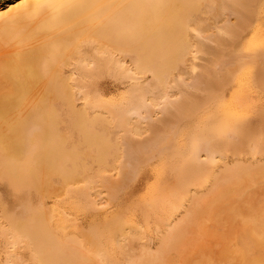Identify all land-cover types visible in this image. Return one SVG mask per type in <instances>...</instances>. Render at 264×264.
Masks as SVG:
<instances>
[{"label": "rangeland", "instance_id": "obj_1", "mask_svg": "<svg viewBox=\"0 0 264 264\" xmlns=\"http://www.w3.org/2000/svg\"><path fill=\"white\" fill-rule=\"evenodd\" d=\"M246 1L248 2V4ZM246 1L244 2V0H242V2L239 3V5L240 4L241 5H240V8H238L239 11H237V13H238L236 15L237 17L234 15V16H231V18H230V21L232 20V18H234L236 20V22H235V20L234 21L232 20L231 21L232 23L231 22H230V24L226 23V26H224V28H220L221 25L219 24L220 26L217 25L218 28H214L212 30H205V31L202 30V31L196 32L195 29H192L188 33V36L191 37V38L190 37L189 38L191 40V44H192L191 48L192 49L190 48L189 51L185 52V50L181 46H176V48L174 46L172 48H168V50L165 49L166 51L164 50L167 53L166 56L168 55V57H167L168 61L165 62V65H162L163 63L159 62V61H161V59H159V61L158 60L155 61V65H157L159 62V64H160L159 66L164 67V70H166V72H172L173 71L172 72L173 74L169 79V83L173 88L172 92H171L172 94H170V97L165 99L168 101L170 98L171 101H169L168 105H167L166 101L164 100L162 102L163 105L161 103L158 107L154 108L157 111L156 113L153 112V108L151 109V108L146 107L145 101L147 99L150 101L151 98L153 100V99H156L159 97V95L161 94V91H162L161 84L154 80V77L152 76V74H148L150 72L142 74V75L140 74L141 76L136 74L135 77L140 76V77H138L139 79L137 77H136L137 78L136 80L131 79V77L133 75H131L129 73V69H131L132 66H130L129 64L121 67V65L111 63L107 67L106 71L103 68V72L106 73V75L97 74V77L93 80V87L91 89L92 92L90 91L89 93L84 94V96L82 95V96L72 97V101H68L69 98L67 99L65 96H63L62 98L60 96V97H58V100H57V96L47 97L44 95V104H45V102H47V103L49 102L48 104H50L51 100H53V104H52V102H51V104L54 106V108L56 107L55 111H56V114L58 115V120H59L57 122L58 123V129L62 133L61 136L63 138L65 137L64 138L65 144H61V142H59L60 141L59 138L56 136L50 137L48 139L49 143L48 142H45V143L46 144L48 143V147L52 146L54 149H56V148L59 149V147L61 149L65 146L63 149L66 148V151H68V150H70V151L66 152L64 150V154L68 153V156L66 154L64 155L63 152H61V155L62 154L64 155V156L62 155L63 159H61L62 157L60 155L58 160L56 161V163L52 164L54 167H52V166L47 167L46 165H44L45 170H43V172H42V174H43L42 178L44 180L43 183L42 184L40 183L38 185L32 184V186H31V183L28 182L27 179H25V178H24V182L22 180L21 181L18 180V182L11 180L9 175H7L8 174L7 170L5 172L3 170L4 167H7V164H5L6 161H4V159H2V158L0 159V162H1V160H3L4 165H5V166H3V163L2 162H1L2 164L0 163V168H1V165L3 166V168L0 169V180H2V181H0V264H43L44 263L41 260H39V261L37 260L38 256L35 255L36 250L34 247L35 241L34 240L32 241V239L29 237V235L25 234L26 231L31 230L32 228H33V230L35 228V230H38L40 232L42 230L44 232V234L46 233V235L41 234V233L39 234L40 238L43 241H45V242H43L45 255L47 253H49L50 251H51L50 252L51 254L49 253L47 255H53V252H55V251L56 252L54 254H57V252L60 253L62 250V253L66 254V256L68 255V258L70 260L69 264H80V263L81 264H88L87 260H90L91 263H89V264H97L98 262H100L99 264H104L105 262L107 264H114V263L115 264H117V263L128 264V261H129V264H134L135 262H136L135 264H140L139 262L141 260H142L141 264H142V262L144 264L145 259L146 260L150 259L151 260L150 264H154L153 262H155V261H156L155 264L157 262H158L157 264H162V263L163 264H180V263L181 264L182 263L183 264L184 263L185 264L186 263L187 264H205V263L206 264H216V263L217 264H226V263L227 264H248V262H249V264H251V263L252 264H258L259 259L264 258V249H261L260 247H258L254 243V239H253L252 235H250V234H252V232L250 231L251 229L249 227V226H251V224H250L251 217L248 216L250 212L251 213L257 212V214L262 215L261 216L262 219L264 218V212H263L264 211V202H263L264 201V182H261L257 185L248 184L246 186V188H248V189H246V191H248V194L249 193L250 194H249V196L247 194L240 201L241 203H244V205H231V204L222 205V204L212 202L213 205H208V206H210V211L207 212V208H205V213L202 212L201 207L202 206L206 207L207 205H193V207L195 206L196 207L195 209H197L196 212L193 214L192 218L189 220L186 219L187 217H185V215H186L185 212H187L188 209L190 207H192V205H190V204H191V200L193 199V197L196 196V198H200V197L205 196L206 193L212 189L211 184L214 183V181L216 179L220 178V175L223 172L224 167L226 168L227 166H233V164L241 162L240 164L243 166H252V167H255L256 169L260 167V168H263V170H264V160H263L264 159V152H263L264 151L263 150L264 149V146H263L264 145V137H263L264 135L261 134V133H264V88H263L264 85H261L262 83H260V81H261L260 77L264 76L263 75V73H264V71H263L264 70V66H263L264 65V48H263L264 47L263 46L264 45V9H263L264 8V1L263 0L262 1L257 0V2L255 0H253V1L252 0H249V1L246 0ZM246 4H247V6H245ZM251 4H254V6H252ZM208 6L209 5L205 2L204 7H207L208 9H210ZM241 7H243V8H241ZM256 7H257V9H256ZM250 8H252L251 9V11L253 10L252 12L256 11V13L254 12L255 14L253 13L254 16L252 15ZM240 9L241 10L244 9L246 11L248 10L247 13H249V11H250L251 15L249 14V15L245 16L247 13L245 14L244 11H241L243 14H240L241 13ZM209 13H207V15L205 16L206 21L208 20L207 24H209V22H210V24H217L218 22L221 23L222 21L226 20L225 19L226 17H224V16L221 18L217 17L218 18L217 19L215 16H213L212 14H209ZM193 14H194V16H193ZM197 16L198 15H195V13H192L191 19L193 21L192 22L193 24L198 21ZM239 17L241 19H239ZM246 18H250L249 21L251 22V24L249 23V21H248V25H247V22H243V21L248 20ZM237 20H239V21H237ZM236 23H239V24L242 23V24H240L242 30H239V28H238L239 25ZM243 23H245V24H243ZM228 25H229V28H228ZM235 26H236V30H235ZM227 28L229 29V31ZM232 28L235 30V33L233 32L234 30L233 31L231 30ZM218 29H220V30H218ZM223 29H227V32H229V33H227V32L225 33L226 30H223ZM216 30H218V31L216 32ZM222 32H223V34H226L227 36H224V35L222 36ZM245 32H247V34ZM230 33L233 35H231ZM238 33H239V35H238ZM176 34L178 35L177 37H180V35L183 36L182 33H179V32H177ZM217 34H219L220 37ZM240 34L241 35L243 34V35L240 36ZM244 34L246 36H244ZM201 36H202V38H201ZM204 36H207L208 39ZM236 36L239 38L237 39ZM223 37H226L227 39L223 38ZM229 37H231L232 39L233 38L237 39L236 43H235V40L234 41L232 40L234 44L230 43V45H229L228 41L232 42V41H230L231 38H229ZM240 37H241V39H240ZM214 38H215V40H214ZM221 38L226 39L225 42ZM201 39H203V40H201ZM216 39L218 41L217 42L218 44L217 43L215 44ZM220 39H221V41H220ZM213 40H214V42H213ZM208 41H209V43H208ZM212 42H213V44H211ZM222 43H224V44L222 45ZM231 44L234 46H232ZM207 45H208V47L211 46V48L209 49L207 47ZM212 46H213V48H212ZM261 47H262V49H260ZM193 49H194V52H193ZM211 49L214 50V51H212V53H211ZM233 50H235V51H233ZM254 50L255 51L258 50L259 52H261V50H262L263 54H262V52H261V54L260 53L258 54L257 51H256L257 52V54H256ZM173 51L174 52L177 51L176 52L177 54L174 55ZM204 51H205V53H204ZM207 51H208V53H207ZM219 51H220V53H219ZM178 52H180V55ZM183 52H185L186 55H188V56H186L185 53H183ZM233 52H234V55H233ZM222 53H224V54H222ZM181 54H182V57H181ZM253 55H257V58H255L256 56H254V58H253ZM224 56H226V57H224ZM230 56H232V57H230ZM235 57H236V59H234ZM177 58H180L181 60H179ZM239 58H241V59H239ZM243 58H245V59H243ZM251 58H253L256 62L254 60H252ZM214 59L215 60H221V61H219L220 62L219 63L218 61H215ZM172 61H174V62H172ZM208 61H211V62H208ZM233 61L234 62L236 61V63L239 64V66H240V62L243 61L244 64H242L243 62H241V64L244 67L246 66L245 67L246 69L245 68L242 69L241 68V67H243L242 65L239 67ZM252 61H254V62L251 65ZM257 61L259 63V66L260 65H261V67L263 66V68L260 67L261 70H259L260 68L257 64ZM246 62H247V64H246ZM211 63H213V64H211ZM171 64H173V65L171 66ZM205 64L206 65L208 64V66L210 65L209 68ZM96 65L97 66H94L95 70L97 69L96 70L97 72H101L102 69H99L98 64H96ZM233 65H235V66L237 65L238 67H235ZM204 66H206L207 68ZM167 67H168V69H167ZM211 67L213 69H211ZM224 67L226 69H224ZM231 67H232V69H231ZM203 68H205V70H203ZM228 68L231 71H229ZM240 68L242 70H240ZM193 69H194V71H190ZM206 69L207 70L209 69L208 73H206L207 72ZM214 69L218 70L219 77H218V75H216V77H215V74H217V70H214ZM236 69H238V72H234ZM200 70L201 71L203 70V72L201 74H200V72H201ZM210 71H212V72H210ZM224 71L226 73H227V71L230 72V74L228 73L229 75L227 74L228 77L225 76L226 73ZM209 72H210V74H209ZM220 72L222 73L223 76L220 74ZM204 73H206V74L203 75ZM180 74H181V76H180ZM182 74H183L185 79L181 78ZM207 74H209L210 77ZM129 75H131V76H129ZM200 75H202V76L200 77ZM196 76L198 78H196ZM203 76L204 77L206 76V77L203 78ZM135 77H132V78H135ZM217 77L219 78L217 80H219L220 83H215V82H219L216 80ZM220 77H224V78L222 79ZM199 78H201V79L199 80ZM212 78H213V81L211 80V82H210L209 80ZM232 78H234V79H232ZM181 79L184 80L183 83L185 85L182 83L183 80H181ZM228 80L230 82H232V83H230L231 86L229 85ZM78 81L80 82L79 79H78ZM200 81H201V83H200ZM205 82H206V84H204ZM262 82L264 83L263 77H262ZM80 84H82V83L80 82ZM190 85L191 86L193 85L195 90L192 89V87ZM195 86L196 87L198 86L199 88H196ZM175 87H176V89H175ZM211 87L213 88L212 90H211ZM228 87H230V88H228ZM158 88H159V90H158ZM190 88L194 92H192ZM197 89H199V90H197ZM207 92L209 94H212L210 92H214V94L216 96L214 95V97H213V94H212V98H211V95L207 94ZM64 97H65V101L63 100ZM60 98L62 100H60ZM67 102H69V103H67ZM70 102H72V104L74 105V107L77 111L76 113L74 112V108L71 105H70V107H72V109L69 107ZM164 102L166 103V105L164 104ZM47 103H46V105H44V119H45L44 120V126H40V127L38 126L39 128H41L40 130H36L35 127H37V126H34V128L33 127L30 128L31 132H29V136L33 140L36 139V137H34V136H39V135H41L40 133H43L42 128H43V130H48L47 128L49 127L50 120L48 117L49 115L47 113V112H49V111H47ZM67 104H68V107H67ZM161 106H163L162 109H161ZM80 110L83 113H86L88 121H87V119L83 118V116H81ZM57 112H59V113H57ZM150 112H152V113H150ZM151 114H152V117H151ZM227 114H230V115L227 117L226 116ZM218 116H220V117H218ZM225 116L227 118H225ZM231 116H233L235 119H232L233 117H231ZM81 117H82V119L80 120ZM229 117H231V118H229ZM218 118H221L222 120L224 119L225 121H228V118H229V122L224 123V121H223V123L225 124V126L227 125L226 126L227 128L230 126V124H232L231 127H229L227 129L224 126V124L221 123V121H222L221 119H220L221 121L219 124ZM97 119H100L101 123H102V121H103V123L101 124L99 122L100 120H97ZM230 119H231V121L233 120L234 123L237 121L238 122L240 121V123L239 124L235 123L238 125L236 127V125L234 123H232L230 121ZM46 120H47V122H45ZM61 120L64 122L62 123ZM76 120H77V122H80L82 124L79 123V125H76V124H78L77 122L75 123ZM89 120H91L92 122ZM84 124H86V125H84ZM221 124L223 125V128L225 127V129L222 130V127L218 128V125L222 126ZM87 126H88V128H87ZM232 126L233 127L235 126V128H233ZM251 126H253V127H251ZM75 127H77L78 129ZM238 127L243 128V130L241 131L243 134L246 131L244 135L246 136V134H247L249 136L248 141H247V138L242 133H241V135L238 134V132L240 133V131H239L240 128H238ZM32 128L34 129V132L36 130L35 133L33 132ZM74 128H75V130H74ZM135 128H138L137 129L138 131H136ZM229 129L230 130L232 129L231 130L232 132ZM255 129L256 130L261 129V130L256 132ZM219 130L222 131V133H220ZM251 130H253V132ZM82 131H83V133H82ZM85 131L87 134H85ZM217 131H219V132H217ZM236 131H237V133H236ZM137 132H138V134H137ZM225 132L226 133L228 132V134H223ZM249 132H250V135H251V133H252V135L258 133L257 135H254V137L256 136L259 139H257L256 137L255 138L252 137V135L250 137V135L248 134ZM259 132H260V134H259ZM31 133H33L35 135L32 136ZM36 133L39 135H37ZM46 133L47 132L44 131L45 135H46ZM219 133L221 136L219 135ZM45 135H44V137H45ZM225 136L228 137L229 139L225 138ZM90 137H93V138H90ZM97 137H98V139H96ZM218 137H219V139H218ZM241 137H242V139H241ZM234 138H236V139H234ZM243 138H244V141H243ZM245 138H246V143H244ZM85 139H86V141H84ZM87 139L92 140V141L88 142ZM232 139H234L236 141V142H234L235 144L233 143L234 140L232 141ZM249 139H250V142L256 139L255 141H253L254 145L249 142ZM262 139H263V141H262ZM98 140H99V142H98ZM240 140L242 142H239ZM258 140L259 141L261 140L260 142L261 143L263 142V143L261 144ZM36 141H39V142H37V144L36 143L33 144V142H32L33 145H31L29 148L27 146H25L26 148H24V150L26 149L25 152L28 150L27 152L29 155L31 153H33L32 151H36L39 148V147L38 148L35 147V145L38 146L41 139L40 140L37 139ZM55 141H57V142L55 143V146H54V144L52 145L51 142H55ZM95 141H97V142H95ZM104 141H105V143H104ZM100 142H101V146L99 145ZM89 143H91V144H89ZM231 143L235 147L233 145H231ZM42 144H39V146H41L40 150L41 149L43 150ZM60 144H61V146H60ZM248 144L249 145L252 144L251 145L252 148L250 147V149L254 152H252L250 149L248 151V148H249ZM258 144H260V145H258ZM89 145H92V146H89ZM239 145H241L240 148H239ZM32 146H34V147H32ZM255 146H257V147L254 150ZM260 146H261V149H260ZM101 147L104 149H102ZM31 148H33V150ZM72 148L74 149V151H72ZM97 148H99L100 153L102 152L104 154L101 153V155H100L98 152L99 150ZM105 148H108V149H105ZM242 148L244 151L241 150ZM227 149L229 150V152ZM257 149H259V151ZM236 150H238V152ZM29 151H31V152H29ZM41 151H36L34 153L38 154V152L40 153ZM75 152H76V156H75ZM218 152H220L221 154ZM34 153L30 155V158L32 157V155H35ZM256 153L258 154L257 159H255ZM28 154L25 153V155L27 157L29 156ZM73 154H74V157H73ZM97 154L100 156V158ZM242 154H243V156H242ZM69 155H71L72 158ZM78 155H79V157H78ZM95 155L98 156V159H100V160L102 159L104 163H102V161L98 160L97 156H95ZM218 155H219V157L224 156L226 158V160L224 161V158L221 159L222 157L218 158ZM26 156L23 159V164H24V160L27 161L28 159H30V158H27ZM103 156H105V157L107 156L108 158L107 157L102 158ZM64 157H66V159L67 158H69V159L71 158V159L70 160L67 159L65 161ZM26 158H27V160H26ZM227 158H229V160ZM235 159H237V160H235ZM31 160L32 161L35 160V161L33 163H29V162H32ZM59 160H60V162H59ZM62 160L64 161V165H65L64 169L69 168L66 171H64V170L61 171V168L63 169V167H62L63 161ZM221 160H223V161H221ZM68 161H72L73 164L71 162H68ZM99 161H100V163H99ZM36 162H37L36 159L31 158L30 160L27 161V163H29V164H26V163L25 164L28 165L27 167H30V166L33 167L34 165L36 167V164H38ZM106 162H108V164H106ZM60 163L62 164L61 168H60ZM225 163H227V164H225ZM244 163H246V164H244ZM31 164H34V165H31ZM56 164H57V166H56ZM66 165L68 168L66 167ZM220 167L222 170L220 169ZM51 168H53V170ZM54 168H56V169H54ZM57 168H59L60 172H58ZM175 168L178 170L177 172H175L176 171ZM48 169H49V171H48ZM184 169H186V170H184ZM55 170H57V171H55ZM68 171H69V174L71 172L70 175L68 174ZM218 171H220V172H218ZM45 172H46V174H45ZM62 172H65V173H62ZM186 172H189V174H188V176L184 177V175H187ZM216 172H217V174H216ZM59 173L61 175L65 174L64 176L65 177L67 176L66 180L63 176L58 177V175H60ZM99 173H101V175ZM184 173H186V174H184ZM205 173L208 175H205ZM209 173H211V174H209ZM47 174L49 176H47L48 178L45 179ZM193 174H194V176H193ZM215 174L217 176H215ZM201 175H202V177H204L203 180H202ZM178 176H180L181 178H178ZM214 176H215V180H214ZM6 177L8 180L10 178V180L12 182L9 183L10 181L6 180ZM55 177H57V178H55ZM80 177L82 180L83 179L84 180L82 181L80 179ZM3 178H4V180H3ZM88 178L91 179V181H89ZM92 178L94 179V181L92 180ZM177 178L179 180V183L182 182L181 184H183V183H185V184L181 185L178 183L180 185V187H179V185L176 186L177 183H175L174 180H177ZM205 178H207V179L205 180ZM50 179L52 181L49 183ZM85 180L87 181L88 185L90 184L89 187H87L88 185L85 186L87 184ZM178 180L176 182H178ZM13 182L14 183L17 182V183H19V185L18 184L16 185V183L14 184ZM25 182H26V184L29 183V184H27L29 189L28 188L26 189L27 186L25 185ZM83 182H84L85 187H83L82 189H79L80 185H82L80 183H83ZM95 182L98 184H100V182H101V184L103 183L104 185L102 184V187H105L104 189L105 190L107 189V190L105 191L103 188H101V185H98ZM186 182H188V183H186ZM189 182H191V183L189 184ZM249 182H253V181H249ZM22 183L24 186L21 185ZM77 183H78L79 188L76 186ZM174 183H175V186L180 188V189L187 187V185L191 186L192 183L194 185H192L191 188L188 187L189 189L185 188L187 190V192H185L186 190L178 191V188L175 187L177 189L176 192L179 193V194L176 193V196H175V193H174L175 189L173 188ZM11 184L15 185L16 188H17V186H19L18 187L19 189H15V186H13ZM73 184H75V185H73ZM166 184H169V185H166ZM91 185H93V187ZM11 186H13V187L10 188ZM165 186H166V188H165ZM22 187L23 188L25 187V189H23ZM30 187H31V189H30ZM76 187H77V189H74ZM86 187L88 188V190L90 187H92L93 190L90 189L89 192H87ZM168 187L169 188L172 187L174 189V190L171 189V190H173L172 191V193H174L173 195H172V193L170 194L168 192V189H169ZM36 188H37V190H36ZM108 188L110 190H108ZM112 188H114V190ZM164 188L166 189V191ZM8 189H11L12 191L8 190ZM22 189H23V191H22ZM24 190H26V191L24 192ZM19 191H21L20 193H24L23 196H22V194L21 195L18 194ZM66 191H67V193H66ZM90 191L93 194L90 196L92 198L95 197V198H93L94 201L90 200L91 197L88 196L89 193L91 194ZM103 191H104V193H103ZM190 191L193 193H190ZM47 192H48V194H47ZM51 192H52V194H51ZM68 192H69V194H68ZM112 192H119L118 195H120V196H118L116 193L117 197H115L116 196L115 193H112ZM29 193H30L32 198L30 197ZM40 193H41V195H40ZM166 193L168 195L170 194V196H173V197H169ZM78 194H79V196H77ZM112 194H113V196H112ZM65 195H67V196H65ZM94 195H96V196H94ZM100 195L102 196V199H101ZM108 195L110 197H108ZM177 195L179 198L180 197H181V199L183 198V200L182 201L180 199L178 200ZM106 196L109 199H107ZM111 196H112V198L115 197L114 199H112L113 202H111V200H110ZM167 196L169 198H173V199H169ZM118 197H119V199H118ZM174 197H176V198H174ZM54 198H55V201L53 200ZM76 198L78 200H75ZM97 198L98 199L100 198V200H98ZM186 198L188 200L189 199L190 200L188 201ZM29 199H30V201H29ZM59 200L60 201L63 200V201L60 202ZM28 201H29V203L32 202L31 203L32 205L29 204ZM43 201H44V203H43ZM99 201H100V203H99ZM106 201H107V203H106ZM115 201H116V203H115ZM161 201H162V203H161ZM163 201L165 203L172 202L171 205H173V206L178 205V206L173 208V206H170L169 204H164ZM174 201H176V202H174ZM243 201H245V202H243ZM54 202H55V204H54ZM59 202H60V204H58ZM85 202H87V203H85ZM95 202L97 205V210H95L96 205L93 204ZM179 202H181V203H179ZM81 203H82V205H81ZM83 203H85V205ZM110 203H112L113 205H111ZM249 203L251 205H245V204H249ZM106 204H110V205H106ZM182 204H184V205H182ZM41 205L43 206V208ZM188 205H189V207H188ZM94 206H95V208H94ZM163 206L165 208H163ZM20 207H22V208L20 209ZM27 207L29 210L26 209ZM138 207H139V209H138ZM141 207H142V209H141ZM159 207L163 210H161ZM166 207H167V212H166ZM31 208H32V210H34L33 212L31 210ZM37 208H39V210H37ZM172 208H173V212H172ZM260 208H262V209H260ZM25 209H26V211H25ZM45 209H47V210H45ZM135 209H137V210H135ZM152 209H154V210L152 211ZM35 210L39 213H37ZM54 210H56V211H54ZM30 211H31V213H30ZM179 211H180V213H179ZM183 211H184V213H183ZM33 213L34 214L36 213L37 215L36 214L34 215ZM147 213L150 215H148ZM220 213H221V215H220ZM233 213L236 217L233 215ZM25 214L27 217L25 216ZM49 214H51V215H49ZM53 214H55V216H53ZM154 214H156L157 218L155 217ZM158 214L160 216H157ZM39 215H41L43 218L40 217ZM128 215L129 216L131 215L129 217L130 220L128 219ZM139 215H140V217H138ZM141 216H143V217H141ZM12 217H13L14 221L16 220L15 221L16 225L13 223L14 221H12ZM22 217H24L23 220L20 219ZM60 217H61V219H60ZM112 217H114V218L116 217L117 220H115ZM153 217H155V219ZM158 217H160L162 220L160 218L158 219ZM162 217H165V218H162ZM180 217H182V218H180ZM200 217L202 218L201 219L202 221L200 220ZM203 217H205L207 219H205ZM30 218L33 219L34 222H32ZM47 218H48V220H47ZM110 218L115 220L114 221L115 225H114V222H112L113 220H111ZM140 218H141V220H140ZM177 218H178V222L176 221ZM195 218L197 220H195ZM24 219H27V220L24 221ZM124 219L126 221L125 222L126 225H128V224H130V226L134 225L135 228L138 225L139 232L136 234V231H138V230L131 226L135 232L131 229L132 232L130 233L129 231H131V230L129 228H127L129 226H125L124 224H122V223H124L123 222ZM142 219H143V221H142ZM164 219H165V222L163 221ZM137 220H139L140 222H138ZM171 220H172V222H171ZM173 220L175 221V223H173ZM27 221H29L31 223H29ZM39 221H40V223H39ZM89 221H91V222L89 223ZM151 221H152V223H151ZM160 221H161V223H160ZM187 221H189L188 224H187ZM97 222L100 226L96 225ZM105 222L107 223L108 227L105 224ZM111 222L113 225H111ZM144 222L146 225L144 224ZM176 223H181L180 225H181L182 233H185L184 236L181 237V239H179L178 247L177 248L173 247V249L168 247V246L161 247V245H160L161 241L163 240V238H165L168 235L169 230H167V229H170V225H175ZM11 224L14 226L12 227ZM118 224L124 225L125 228L124 229H121V228L117 229ZM161 224H163L164 226H162ZM165 224H168V225L170 224V225L168 226ZM189 224H191L192 226L191 225L189 226ZM26 225H27V227H25ZM101 225H103V226H101ZM152 225H153V227H152ZM21 226H23V228ZM57 226H58V228H57ZM95 226L97 229L95 228ZM196 226H197L198 230H196ZM16 227H17L18 231H17V229L14 230V228H16ZM19 227L21 229H19ZM47 227H48V229H47ZM104 227H105V230L107 229V231L104 230ZM119 227H122V226H119ZM191 227H192V229H191ZM12 228H13V230H12ZM55 228H57V229H55ZM98 228H100V229H98ZM194 228H195V231H194ZM24 229H26V230L24 231ZM92 229L94 232L91 231ZM126 229L127 230L129 229L128 232L127 231L125 232ZM160 229L162 231H160ZM186 229L190 230L191 232L187 231ZM223 229H225V230H223ZM21 230H22V232H20ZM47 230H49V231H47ZM55 230H57V231H55ZM117 230L121 233H119ZM16 231L19 232L20 234H18ZM88 231H91V233L93 232L94 234L93 233L91 234ZM99 231H100V233H103L105 235L107 234V236L104 235L105 238L103 235L100 236L101 234L99 233ZM103 231L106 233H104ZM123 231H124V233H122ZM192 231H194V232H192ZM95 232H96V234H95ZM108 232L110 234H108ZM111 232H114V234L115 233L116 234L114 235ZM141 232L144 233L143 235H145V236H143L141 234ZM160 232L161 233L163 232V234H161ZM48 233L51 234L52 236L49 235ZM88 233L91 236L93 235L94 237H96V239L94 238L95 243L93 242L94 240H92L93 237H91L92 241L89 240L91 243L88 241L89 245L87 242H86L87 245L84 243L85 240L87 241L88 239L84 240L83 237L85 235H88ZM117 233L119 236L117 235ZM166 233H167V235L165 236ZM198 233H199V236H198ZM16 234H18V235L16 236ZM58 234H60V236ZM97 234H100V235L97 236ZM111 234H112V236H111ZM120 234H122L124 236L126 235V237H127V239H125L126 241L124 240V236L122 238H120L121 237ZM131 234H132L133 238H132ZM260 234H261V238H264V237H262V236H264V231L263 232L261 231ZM20 235L21 236L24 235V236L21 237ZM43 235L45 236V238ZM135 235H139V236H135ZM110 236H111V240H110ZM114 236H115V238L118 237V240H116L117 238L116 239L112 238ZM129 236H130V238H129ZM13 237H16V238H13ZM81 237L83 238V240H81L82 239ZM87 237H89V235ZM159 238H161L162 240H160ZM13 239H15L14 241H16L15 242L16 244L15 243L13 244V242H14ZM17 239L18 240L21 239V240L18 241ZM61 239L63 242L61 241ZM100 239H101V241H100ZM238 239H240V241ZM243 239H244V241H243ZM65 240H66V242H65ZM120 240L121 241L123 240L125 242L122 241L120 243ZM52 241H56L55 246H53L55 242H52ZM73 241H75V242H73ZM96 241L98 242V244L96 245L98 247V249L100 248V250H101L103 248L102 246H105V249L107 250V252L108 253L110 252V253L108 254L107 252H105V254H104L102 250L101 251L100 250L95 251V252H98L96 254L93 251H92L93 253L90 252L93 249L92 242L95 245L97 243ZM19 242L21 245H23L22 247H21V245L18 244ZM99 243H100V245H99ZM114 243H116L115 245H117V246H119L120 244L123 243L124 246L123 245H121V246H123L124 249L122 247L119 249L117 246L114 248V246H115ZM128 243H130V244H128ZM131 243H132V245H131ZM17 244L19 245V247H17L18 246ZM25 244H29L30 246L28 245V247H27V245H25ZM106 244H107V246H106ZM240 244H241V246H240ZM242 244H243V246L245 245L244 248H242L243 247ZM15 245H17V246H15ZM58 245H60V246L58 247ZM90 246L92 248H90ZM24 247L25 248L27 247V248L24 249ZM33 247H34L35 251L33 250ZM65 247H68V248H65ZM97 247H94V248H97ZM62 248H64V249H62ZM71 248H73V249H71ZM87 248L90 250H88ZM157 248H158V250L161 248L162 249L158 251ZM245 248H247L246 250H248L250 248L251 251H253L255 248V250H254L255 252H253L254 254L252 252H250V254H249L250 250L246 251ZM105 249L103 248V250H105ZM121 249L124 251H122ZM65 250H69V251H65ZM85 250L87 252H85ZM146 250L149 252V254L146 253L147 252ZM174 250H176V251H174ZM185 250H186V252H184ZM257 250H259V251H257ZM14 251H17L19 253H17V252L14 253ZM115 251H117V253H115ZM143 251H145V253H146L145 255H144V253H141ZM155 251L157 253H159V255ZM99 252H101V253L99 254ZM124 252L127 254H125ZM176 252H179L180 255L183 254V256L182 255L180 256L179 253H176ZM247 252H248V254H247ZM13 253L16 256H14ZM111 253H112V255H111ZM123 253H124V255H123ZM76 254H79L78 257ZM107 254L109 255L110 258L107 256ZM128 254H130V255H128ZM160 254L161 255L163 254L162 257ZM33 255H35V256L33 257ZM147 255L153 256V259H155V261L152 259V257L145 258V256H147ZM89 256H91V257L93 256V258H91ZM106 256L109 259L108 261L105 260V259H107ZM112 256H114L113 259L115 258L114 261L117 260L118 262L115 261L113 263L112 262L113 259L111 260ZM138 256H139V259L136 260V258H138ZM165 256H167V259ZM75 257L77 259L81 258V260L80 261L76 260ZM127 257H130V258H127ZM250 257H251V259H250ZM34 258H36V260ZM117 258H119V259H117ZM125 258H127V259H125ZM32 259L34 260V262L37 261L38 263L37 262L34 263ZM96 259H97V262H96ZM172 259H174V260H172ZM119 260L121 261V263ZM159 260H160V262H159ZM102 261H103V263H101ZM137 261H138V263H137Z\"/></svg>", "mask_w": 264, "mask_h": 264}, {"label": "bare ground", "instance_id": "obj_2", "mask_svg": "<svg viewBox=\"0 0 264 264\" xmlns=\"http://www.w3.org/2000/svg\"><path fill=\"white\" fill-rule=\"evenodd\" d=\"M246 0H244L245 2ZM249 1V0H248ZM253 1V0H252ZM257 2V0H255ZM254 1V2H255ZM262 1V0H261ZM264 1V0H263ZM207 3L209 6L210 9H208L207 7H204V3ZM242 2V0H3V1H0V159H4V161H6L5 164H7V167H4V162L3 160H1V162L3 163V166L1 165V168H3L4 172L7 170L9 177L11 178V180H14V181H17L18 180H22L24 182V178L27 179L28 182L31 183V186L32 184L33 185H38V184H42L43 183V178H42V172L44 169V165H46L47 167H54L52 164H55L56 161L58 160L59 156L61 155V152H63L64 154V150L66 151V148L63 149L59 147L54 149L52 146V148L49 146L48 147V143H49V138L52 137V136H56L59 138V142H61V144H65L64 143V138L61 136V132L60 130L58 129V115L56 114V111H55V108L54 106L52 105L53 104V100H51L50 104H48L47 102H45L44 104V95L47 96V97H55L57 96V100H58V97L61 96V98L63 96H65L67 99L69 98L68 101H72V97H75V96H84V94H87L91 91L92 87H93V80L97 77V74H103V75H106V73L103 72V68L107 69V67L111 64V63H115L117 65H121L124 66V65H130L132 66L131 69H129V73L131 75H133L132 77H135V75H142V74H145V73H148V74H152V76L154 77V80L156 82H159L162 86V91H161V94L159 95L158 98L156 99H153L151 98V100L149 101L148 99L145 101L146 103V107L147 108H153V112H157L156 107H158L165 99H167L168 97H170V94H172V86L170 85L169 83V79L170 77L172 76V72H166V70H164V67L162 66H159V62L163 63L162 65H165V62L168 61V55L166 56V50H168V48H172L175 46H181L185 52L189 51V49L192 47V44H191V40H190V36H188V33L190 30L192 29H195L196 32L197 31H205V30H212L214 28H218L217 25H221L220 28H224V26H226V23H229L233 20H235L234 18H232V20L230 21V18L231 16H236L238 13L237 11H239L238 8H240V5L239 3ZM247 2V1H246ZM248 4V2H247ZM247 4L245 6H247ZM252 6H254V4H251ZM239 6V7H238ZM243 6V5H242ZM249 7V6H248ZM243 8V7H241ZM252 8H250V11H251ZM255 9V8H254ZM257 9V7H256ZM264 9V8H263ZM241 11H244V13L246 14L248 12V10H241L240 9V12ZM246 11V12H245ZM247 13L245 16L247 15H252L254 16V14L256 13V11L252 12L251 13ZM210 12V13H209ZM192 13H195V15H198L197 16V22L196 23H192ZM207 13L209 14H212L213 16H215L216 18H221V17H226L224 21H222L221 23H217V24H207L208 20L206 21V18L205 16L207 15ZM254 13V14H253ZM258 13V12H257ZM261 13V12H260ZM240 14H243L242 12ZM258 15V14H257ZM194 16V14H193ZM256 16V15H255ZM237 17V16H236ZM257 17V16H256ZM196 18V17H195ZM208 18V17H207ZM217 18V19H218ZM239 19H241L239 17ZM244 19V18H243ZM248 19L247 21H243V22H247V25H248V21L250 18H246ZM245 20V19H244ZM239 21V20H237ZM215 22V21H214ZM236 22V20H235ZM232 23V22H231ZM249 23L251 24V22L249 21ZM239 25V30H242L240 24L242 23H236ZM245 24V23H243ZM219 25V26H220ZM233 25V24H232ZM235 25V24H234ZM234 27V26H233ZM228 28H229V25H228ZM227 28V29H228ZM231 28V27H230ZM237 28V29H238ZM241 28V29H240ZM227 29H223V30H226L225 33L227 32ZM220 30V29H218ZM216 30V32L218 31ZM222 30V29H221ZM232 31L234 30L233 28L231 29ZM230 30V31H231ZM235 30H236V26H235ZM235 30L233 31L235 33ZM229 31V29H228ZM177 32L179 33H182L183 36L180 35V37H177L178 35L176 34ZM207 32V31H206ZM214 32V31H213ZM248 32V31H247ZM247 32H245L247 34ZM229 33V32H227ZM213 34V33H212ZM220 34V33H219ZM217 34L219 37L220 35ZM231 34V33H230ZM229 34V35H230ZM237 34V33H236ZM249 34V33H248ZM200 35V34H199ZM227 36L226 34H223L222 32V36ZM233 35V34H231ZM239 35V33H238ZM237 35V36H238ZM243 35V34H242ZM240 34V36H242ZM208 36V35H207ZM207 36H204L207 38ZM211 36V35H210ZM215 36V35H214ZM236 38L238 39L239 37ZM244 36H246L244 34ZM190 37V38H189ZM216 37V36H215ZM234 37V36H233ZM248 37V36H247ZM202 38V36H201ZM223 38H226V37H223ZM221 38V39H223ZM231 38V37H229ZM244 38V37H243ZM208 39V38H207ZM220 39V41H221ZM227 39V38H226ZM226 39H223V41L225 42ZM237 39H232L230 41H234L235 40V43L237 41ZM241 39V37H240ZM195 40V39H194ZM193 40V41H194ZM203 40V39H201ZM211 40V39H210ZM215 40V38H214ZM213 40V42H214ZM206 41V40H205ZM204 41V42H205ZM222 41V42H223ZM228 41V40H227ZM232 42H229V45L230 43H233ZM195 42V41H194ZM213 42L211 44H213ZM217 39H216V42L215 44L217 43ZM209 43V41H208ZM220 43V42H219ZM227 43V44H228ZM238 43V42H237ZM218 44V43H217ZM224 43H222L223 45ZM234 44V43H233ZM198 45V44H197ZM209 45V44H208ZM207 45V47H208ZM221 45V46H222ZM232 45V44H231ZM194 46V45H193ZM196 46V45H195ZM215 46V45H214ZM220 46V45H219ZM226 46V45H225ZM234 46V45H232ZM255 46V45H254ZM264 46V45H263ZM218 47V46H217ZM216 47V48H217ZM223 47V46H222ZM260 47V46H259ZM174 48V49H175ZM180 48V47H179ZM209 49L211 48V46L208 47ZM213 48V46H212ZM258 48V47H257ZM264 48V47H263ZM166 49V50H165ZM192 49V48H191ZM196 49V48H195ZM202 49V48H201ZM259 49V48H258ZM262 49V47L260 48ZM165 50V51H164ZM173 50V49H172ZM218 50V49H217ZM252 50V49H251ZM203 51V50H202ZM212 50L211 49V53H212ZM235 51V50H233ZM255 51V50H254ZM258 52V54L262 52H259L258 50H256ZM255 51V53L257 54V52ZM160 52V53H159ZM171 52V51H170ZM174 52V51H173ZM177 52V51H176ZM174 52V55H176L177 53ZM181 52V51H180ZM180 52L179 55H180ZM183 52V53H185ZM193 52H194V49H193ZM196 52V51H195ZM225 52V51H224ZM246 52V51H245ZM251 52V51H250ZM249 52V53H250ZM172 53V52H171ZM203 53V52H202ZM205 53V51H204ZM208 53V51H207ZM214 53V52H213ZM220 53V51H219ZM254 53V54H255ZM188 54V53H187ZM224 54V53H222ZM226 54V53H225ZM263 54V52H262ZM171 55V54H170ZM186 55V53H185ZM197 55V54H196ZM195 55V56H196ZM206 55V54H205ZM208 55V54H207ZM214 55V54H213ZM233 55H234V52H233ZM232 55V56H233ZM188 56V55H186ZM198 56V55H197ZM209 56V55H208ZM223 56V55H222ZM230 56V57H232ZM254 56H256L255 58H257V55H253V58ZM178 57V56H177ZM181 57H182V54H181ZM226 57V56H224ZM234 57V56H233ZM186 58V57H185ZM211 58V57H210ZM213 58V57H212ZM216 58V57H215ZM253 58H251L252 60H254ZM159 59H161V61H159ZM179 60H181L180 58H177ZM184 59V58H183ZM196 59V58H195ZM221 59V58H220ZM236 59V57L234 58ZM238 59V58H237ZM241 59V58H239ZM245 59V58H243ZM159 61L158 62V66L155 65V61ZM215 60V59H214ZM249 60V59H248ZM247 60V61H248ZM177 61V60H176ZM215 61H221V60H215ZM223 61V60H222ZM246 61V60H245ZM255 61V60H254ZM252 61L251 62V65L252 63L254 62ZM98 62V63H97ZM174 62V61H172ZM171 62V63H172ZM180 62V61H179ZM208 62H211V61H208ZM234 62V61H233ZM243 62V61H241ZM240 62V66L242 64H244V62L241 64ZM249 62V61H248ZM256 62V61H255ZM178 63V62H177ZM216 63V62H215ZM220 63V62H219ZM236 63V61L234 62ZM239 63V62H238ZM96 64L99 65V69H102V73L101 72H97L95 70V67L94 66H97ZM175 64V63H174ZM184 64V63H183ZM209 64V63H208ZM208 64L206 65L208 68ZM213 64V63H211ZM228 64V63H227ZM226 64V65H227ZM237 64V63H236ZM247 64V62H246ZM245 64V65H246ZM257 64L259 66V63L257 61ZM170 65V64H169ZM168 65V66H169ZM173 64H171L172 66ZM239 66V64H237ZM235 66V67H238V66ZM256 65V64H255ZM170 66V67H171ZM178 66V65H177ZM204 66V67H206ZM212 66V65H211ZM217 66V65H216ZM239 66V67H240ZM243 66V65H242ZM248 66V65H247ZM264 66V65H263ZM263 66L261 67V65L259 66V68H263ZM166 67V66H165ZM175 67V66H174ZM206 67V68H207ZM215 67V66H214ZM228 67V66H227ZM246 67V66H245ZM244 66L241 67L242 69L245 68ZM195 68V67H194ZM216 68V67H215ZM240 68V70H242ZM261 68L259 70H261ZM168 69V67H167ZM175 69V68H174ZM211 69H213L211 67ZM210 69V70H211ZM218 69V68H217ZM217 69H214V70H217ZM224 69H226L224 67ZM232 69V67H231ZM239 69V68H238ZM238 69H236L234 72H238ZM246 69V68H245ZM203 70H205V68H203ZM203 70L200 72V74L203 72ZM222 70V69H221ZM229 70V68H228ZM258 70V71H259ZM263 70V69H262ZM170 71V70H169ZM176 71V70H175ZM190 71H194L193 70H190ZM207 71V72H206ZM206 73H208L209 69L207 70L206 69ZM226 71V70H225ZM224 71V72H225ZM231 71V70H229ZM264 71V70H263ZM212 72V71H210ZM209 72V74H210ZM216 72V71H215ZM223 72V73H224ZM260 72V71H259ZM262 72V71H261ZM206 73H204L203 75H205ZM226 73V72H225ZM230 74V72L227 71V73L225 74V76L228 77V75ZM233 73V72H232ZM199 74V73H198ZM207 74V75H209ZM220 74L222 75V73L220 72ZM228 74V75H227ZM260 74V73H259ZM129 75V76H131ZM140 75V76H141ZM147 75V74H146ZM216 75H218L219 77V73H218V70H217V74H215V77ZM232 75V74H231ZM264 75V73H263ZM140 76H136L137 78L140 77ZM181 76V74H180ZM202 75H200L201 77ZM223 76V75H222ZM133 80H136L137 78H132ZM143 77V76H142ZM206 77V76H205ZM203 76V78H205ZM210 77V75H209ZM212 77V76H211ZM216 78L219 79V78ZM264 78V76H262ZM262 77L261 78V81L260 83H262L261 85H264V83L262 82ZM183 79L184 76L182 74V77ZM196 78H198L196 76ZM220 78H224V77H220ZM78 79L80 80V82L82 84H80V82L78 81ZM139 79V78H138ZM141 79V78H140ZM181 79V80H183ZM201 78H199L200 80ZM228 79V78H227ZM234 79V78H232ZM195 80V79H194ZM211 80L213 81V78L210 79L209 81L211 82ZM221 80V79H220ZM226 80V79H225ZM230 80V79H229ZM228 80V81H229ZM139 81V80H138ZM196 81V80H195ZM202 81V80H201ZM200 81V83H201ZM205 81V80H204ZM215 81V80H214ZM219 81V80H217ZM155 82V83H156ZM184 82V80L182 81V83ZM197 82V81H196ZM226 82V81H225ZM195 83V82H194ZM199 83V82H198ZM197 83V84H198ZM215 83H220L219 82H215ZM230 82L229 81V85H230ZM184 84V83H183ZM206 84V82L204 83ZM185 85V84H184ZM195 85V84H194ZM202 85V84H201ZM200 85V86H201ZM228 85V84H227ZM228 85V86H229ZM234 85V84H233ZM232 85V86H233ZM160 86V85H159ZM191 86V85H190ZM189 86V87H190ZM206 86V85H205ZM231 86V85H230ZM192 89L195 90L194 86L192 85L191 86ZM196 87V86H195ZM196 88H199L198 86ZM201 88V87H200ZM209 88V87H208ZM230 88V87H228ZM264 88V86H263ZM176 89V87H175ZM191 89V88H190ZM191 89L192 92H194L193 90ZM205 89V88H204ZM213 88L211 87V90ZM159 90V88H158ZM199 90V89H197ZM196 90V91H197ZM201 90V89H200ZM207 91V90H206ZM92 92V91H91ZM198 92V91H197ZM196 93V92H195ZM199 93V92H198ZM197 93V94H198ZM205 93V92H204ZM213 94V97H214V92H210ZM200 94V93H199ZM207 94H209L207 92ZM212 94H209L211 95V98H212ZM205 96V95H204ZM216 96V95H215ZM46 97V98H47ZM65 97H64V101H65ZM208 97V96H207ZM60 98V100H62ZM66 99V100H67ZM50 100V99H49ZM56 100V99H55ZM76 101V100H75ZM167 105H168V102L171 101L170 98L169 100H165ZM56 102V101H55ZM47 103V112L48 113V117H49V120H50V123H49V127L47 128L48 130H43L42 128V131L43 133H40L41 135L39 136H34L35 134L31 133L32 136L36 137L35 140L31 139L30 136H29V132H31L30 128L34 126H44V105H46ZM69 103V102H67ZM166 103L164 102V104L166 105ZM70 105L74 108V112L76 113V109L74 107V105L72 104V102H70L69 104V107ZM163 105V103H162ZM65 106V105H64ZM67 107H68V104H67ZM72 107H70L72 109ZM77 107V106H76ZM163 106H161V109H162ZM78 108V107H77ZM221 108V107H220ZM160 109V110H161ZM158 110V109H157ZM159 110V111H160ZM221 110V109H220ZM84 111V110H83ZM73 112V113H74ZM59 113V112H57ZM152 113V112H150ZM78 114V113H77ZM80 114L81 116H83V118L87 119L88 121V118L86 116V113H83L81 110H80ZM220 114V113H219ZM218 114V115H219ZM74 115V114H73ZM221 115V114H220ZM230 114H227L226 116L228 117ZM225 116V118H227ZM136 117V116H135ZM141 117V116H140ZM139 117V118H140ZM144 117V116H143ZM151 117H152V114H151ZM154 117V116H153ZM220 117V116H218ZM233 117V116H231ZM229 117V118H231ZM61 118V117H60ZM229 118H228V121H225L224 119L222 120L221 118H218L219 119V124H220V121L222 124H224L225 122H229ZM72 119V118H71ZM76 119V118H75ZM82 119V117L80 118V120ZM135 119V118H134ZM151 119V118H150ZM149 119V120H150ZM221 119V120H220ZM232 119H235L234 117ZM74 120V119H73ZM92 120V119H91ZM89 120V121H91ZM97 120H100V119H97ZM103 120V119H102ZM109 120V119H108ZM62 121V120H61ZM86 121V122H87ZM93 121V120H92ZM91 121V122H92ZM224 121V123H223ZM231 121V119H230ZM47 122V120L45 121ZM64 121H62L63 123ZM77 122V120L75 121V123ZM82 122V121H81ZM94 122V121H93ZM98 122V121H97ZM101 123V120L99 121ZM98 122V123H99ZM107 122V121H106ZM232 123H234V121L232 120L231 121ZM230 122V123H231ZM78 124L76 125H79L80 122H77ZM103 123V121H102ZM101 123V124H102ZM235 123H240V121L238 122H235ZM234 123V124H235ZM82 124V123H80ZM87 124V123H86ZM84 124V125H86ZM94 124V123H93ZM221 124V125H222ZM47 125V124H46ZM95 125V124H94ZM229 125V124H228ZM232 124H230L229 127H231ZM236 127L238 126L237 124H235ZM258 125V124H257ZM60 126V125H59ZM225 126V124H224ZM227 126V125H226ZM225 126V127H226ZM36 128V130H40L41 128ZM90 127V126H89ZM222 127V130L225 129V127L223 128V125L222 126H219L218 125V128H221ZM228 127V128H229ZM233 127V126H232ZM245 127V126H244ZM253 127V126H251ZM32 128V129H33ZM77 128V127H75ZM74 128V130H75ZM80 128V127H79ZM84 128V127H83ZM88 128V126H87ZM217 128V129H218ZM227 128V127H226ZM227 128V129H228ZM235 128V126L233 127ZM240 128V127H238ZM78 129V128H77ZM81 129V128H80ZM92 129V128H91ZM136 131H138L137 129L138 128H135ZM251 129V128H250ZM249 129V130H250ZM253 129V128H252ZM35 130V132H36ZM89 130V129H88ZM230 130V129H229ZM232 130V129H231ZM230 130V131H231ZM243 130V128H240L239 131L240 133L238 132L239 135H241V131ZM261 130V129H260ZM260 130H256V132L260 131ZM44 131H46V135L44 134ZM79 131V130H78ZM87 131V130H86ZM85 131V134H87ZM220 131V130H219ZM217 131V132H219ZM226 131V130H225ZM238 131V130H237ZM236 131V133H237ZM248 131V130H247ZM253 132V130H251ZM250 131V132H251ZM33 132H34V129H33ZM34 132V133H35ZM224 132V131H223ZM232 132V131H231ZM244 132V131H243ZM246 132V131H245ZM244 132V134H245ZM250 132L248 133L250 135ZM39 133V132H38ZM83 133V131H82ZM136 133V132H135ZM220 133H222V131H220ZM219 133V135H220ZM255 133V132H254ZM30 134V135H31ZM84 134V135H85ZM138 134V132H137ZM223 134H228V132L226 133H223ZM243 134V133H242ZM243 134V135H244ZM258 134V133H257ZM257 134H253L251 133L252 137H254V135H257ZM260 134V132H259ZM264 135V133H261ZM45 135V137H44ZM242 135V136H243ZM250 135V137H251ZM31 136V137H32ZM87 136V135H86ZM90 136V135H89ZM221 136V135H220ZM245 136V135H244ZM259 136V135H258ZM39 137V138H38ZM100 137V136H99ZM234 137V136H233ZM247 138V141H248V138L249 136L246 134L245 136ZM256 137V136H255ZM254 137V138H255ZM260 137V136H259ZM264 137V136H263ZM33 138V137H32ZM45 138V139H44ZM55 138V137H54ZM85 138V137H84ZM89 138V137H88ZM90 138H93V137H90ZM225 138H228L225 136ZM246 138H245V142L246 143ZM257 139H259L258 137H256ZM262 138V137H261ZM260 138V139H261ZM40 140V143L39 144H42L43 145V150L41 151L40 150V147L39 144L38 146L35 145V147H39L36 151H41L40 153L38 152V154L34 153L36 151H32L33 148H31L32 152L35 154V155H32V159H36L38 164H36V167L34 164H31V165H34L33 167L30 166V167H27L28 165L26 164H29V163H33L34 161L32 162H29L27 163L28 160H30V155L33 154L31 153L30 155L28 154V150L25 152L24 148H26L25 146H27L28 148L33 145L34 143L37 144V142L39 141H36V140ZM98 139V137L96 138ZM217 139V138H216ZM219 139V137H218ZM222 139V138H221ZM229 139V138H228ZM231 139V138H230ZM236 139V138H234ZM232 139V141L234 140ZM242 139V137H241ZM45 140V141H44ZM56 140V139H55ZM104 140V139H103ZM102 140V141H103ZM256 140V139H255ZM253 140V141H255ZM36 141V142H35ZM67 141V140H66ZM86 141V139L84 140ZM87 141H92V140H88ZM231 141V142H232ZM243 141H244V138H243ZM253 141L250 142V139H249V142L253 144ZM259 141V140H258ZM261 141V140H260ZM259 141V142H260ZM263 141V139H262ZM33 142V144H32ZM42 142V143H41ZM45 142H48L47 144ZM55 142H51V144L55 146ZM97 142V141H95ZM99 142V140H98ZM107 142V141H106ZM236 142L235 140L233 141V143ZM239 142H242L241 140ZM257 142V141H256ZM45 143V144H44ZM94 143V142H93ZM92 143V144H93ZM105 143V141H104ZM255 143V142H254ZM261 143V142H260ZM263 143V142H262ZM261 143V144H262ZM60 144V146H61ZM91 144V143H89ZM235 144V143H234ZM238 144V143H237ZM252 144H248L249 145V148H248V151L250 149V147L252 148ZM97 145V144H96ZM101 146V142L99 144ZM98 145V146H99ZM107 145V144H106ZM105 145V146H106ZM231 145H233L231 143ZM245 145V144H244ZM254 145V144H253ZM256 145V144H255ZM260 145V144H258ZM89 146H92V145H89ZM230 146V145H229ZM234 146V145H233ZM264 146V145H263ZM34 147V146H32ZM95 147V146H94ZM216 147V146H215ZM235 147V146H234ZM241 147V145H239V148ZM243 147V146H242ZM257 146H255L254 150L256 149ZM102 148V147H101ZM231 148V147H230ZM247 148V147H246ZM35 149V148H34ZM99 150V148H97ZM104 149V148H102ZM105 149H108V148H105ZM232 149V148H231ZM260 149H261V146H260ZM97 150V151H98ZM228 150V149H227ZM243 150V148L241 149ZM251 150V149H250ZM259 151V149H257ZM264 150V149H263ZM29 151V152H31ZM70 150L66 151V152H69ZM72 151H74V149L72 148ZM218 151V150H217ZM238 152V150H236ZM240 151V150H239ZM244 151V150H243ZM252 151V150H251ZM99 154L101 155L100 153V150L98 151ZM105 152V151H104ZM109 152V151H108ZM229 152V150H228ZM246 152V151H245ZM254 152V151H252ZM264 152V151H263ZM25 153H27L29 156L27 157L25 155ZM80 153V152H79ZM220 153V152H218ZM236 153V152H235ZM234 153V154H235ZM241 153V152H240ZM244 153V152H243ZM258 153V152H257ZM256 153V158H258V154ZM62 154V155H63ZM67 156H68V153H65ZM64 154V155H65ZM78 154V153H77ZM104 154V153H102ZM106 154V153H105ZM221 154V153H220ZM228 154V153H227ZM231 154V153H230ZM238 154V153H237ZM250 154V153H249ZM61 155V157H62ZM63 155V156H64ZM80 155V154H79ZM78 155V157H79ZM98 155V154H97ZM95 155V156H97ZM251 155V154H250ZM253 155V154H252ZM255 155V154H254ZM25 156L27 158H30L25 161L24 160V165L23 164V159L25 158ZM71 157V155H69ZM75 156H76V152H75ZM99 156V155H98ZM98 156H97V159H98ZM236 156V155H235ZM238 156V155H237ZM241 156V155H240ZM239 156V157H240ZM243 156V154H242ZM248 156V155H247ZM73 157H74V154H73ZM105 156H103L102 158H104ZM107 157V156H106ZM105 157V158H106ZM111 157V156H110ZM222 157V156H221ZM219 157L218 155V158H221ZM72 158V157H71ZM70 158V159H71ZM100 158V156H99ZM108 158V157H107ZM224 158V161L226 160V158L223 156L221 159ZM237 158V157H236ZM251 158V157H250ZM63 159V157L61 158ZM68 160H70L69 158H67ZM66 157H64V160L66 161L67 160ZM75 159V158H74ZM73 159V160H74ZM229 160V158H227ZM252 159V158H251ZM72 160V161H73ZM100 160V159H98ZM106 160V159H105ZM201 160V159H200ZM199 160V161H200ZM220 160V159H219ZM237 160V159H235ZM241 160V159H240ZM249 160V159H248ZM264 160V159H263ZM63 161V160H62ZM72 161H68V162H71ZM100 161L103 162V160L101 159ZM99 161V163H100ZM107 161V160H106ZM203 161V160H202ZM201 161V162H202ZM223 161V160H221ZM243 161V160H242ZM251 161V160H250ZM259 161V160H258ZM262 161V160H261ZM0 162V163H1ZM60 162V160H59ZM58 162V163H59ZM75 162V161H74ZM77 162V161H76ZM200 162V163H201ZM248 162V161H247ZM1 163V164H2ZM197 163V162H196ZM219 163V162H218ZM235 163V162H234ZM241 163V162H240ZM240 163H236V164H233V166H227L226 168L224 167L223 169V172L221 173L220 175V178L219 179H216L215 180V176H217V172L214 176V183L211 184L212 186V189L209 190L205 196L203 197H200V198H196V196L193 197V199L191 200V204L192 207H190L188 209L185 215V217H187L186 219H191L193 214L196 212L197 209H195L196 207L193 205H213V203H218V204H222V205H226V204H231V205H244V203H241L240 201L248 194V191H246V186L248 184H259L261 182H264V170L263 168H255V167H252V166H243L241 165ZM253 163V162H252ZM251 163V164H252ZM63 164V166H62ZM60 163V168L61 166L63 167V169L61 168V171H66L68 169H64L65 168V165H64V161L63 163ZM73 164V163H72ZM106 164H108V162H106ZM227 164V163H225ZM229 164V163H228ZM246 164V163H244ZM250 164V165H251ZM258 164V163H257ZM75 165V164H74ZM224 165V164H223ZM57 166V164H56ZM77 166V165H76ZM255 166V165H254ZM38 167V168H37ZM81 167V166H80ZM0 168V169H1ZM37 168V169H36ZM46 168V167H45ZM78 168V167H77ZM53 170V168H51ZM56 169V168H54ZM72 169V168H71ZM79 169V168H78ZM81 169V168H80ZM176 169V168H175ZM221 169V167H220ZM2 170V171H3ZM58 172H60L59 168H57ZM55 170V171H57ZM186 170V169H184ZM183 170V171H184ZM222 170V169H221ZM49 171V169H48ZM71 171V170H70ZM76 171V170H75ZM178 170L176 169L175 172H177ZM78 172V171H77ZM76 172V173H77ZM220 172V171H218ZM48 173V172H47ZM54 173V172H53ZM52 173V174H53ZM57 173V172H56ZM62 173H65V172H62ZM67 173V172H66ZM82 173V172H81ZM187 175H184L185 176H188L189 172H186ZM184 173V174H186ZM46 174V172H45ZM55 174V173H54ZM58 174V173H57ZM60 174V173H59ZM68 174H69V171H68ZM71 174V172H70ZM69 174V175H70ZM101 175V173H99ZM211 174V173H209ZM6 175V176H7ZM65 175V174H64ZM64 175H58L59 176H63L66 180L67 176L65 177ZM67 175V174H66ZM68 175V176H69ZM73 175V174H72ZM77 175V174H76ZM173 175V174H172ZM176 175V174H175ZM205 175H208L205 173ZM49 176L48 174L46 175L45 179H47ZM54 176V175H53ZM56 176V175H55ZM82 176V175H81ZM109 176V175H108ZM194 176V174H193ZM8 177V178H9ZM62 177V178H63ZM70 177V176H69ZM202 177V175H201ZM206 177V176H205ZM7 179L6 177V180L10 181L9 183H11L12 181ZM57 178V177H55ZM178 178H181L180 176H178ZM177 178V180H178ZM204 177H202V180H203ZM69 179V178H68ZM77 179V178H76ZM75 179V180H76ZM81 179V177H80ZM87 179V178H86ZM89 179V178H88ZM101 179V178H100ZM176 179V178H175ZM207 178H205L206 180ZM4 180V178H3ZM71 180V179H70ZM82 180V179H81ZM84 180V179H83ZM82 180V181H83ZM92 180L94 181V179L92 178ZM168 180V179H167ZM177 180H174L176 184V186H178L179 184V180L178 182H176ZM187 180V179H186ZM2 181V180H0ZM52 180L50 179L49 180V183L51 182ZM72 181V180H71ZM86 181V180H85ZM89 181H91V179H89ZM208 181V180H207ZM249 181H253V182H249ZM16 183V185L19 183ZM65 182V181H64ZM67 182V181H66ZM73 182V181H72ZM80 182V181H79ZM116 182V181H115ZM14 183V182H13ZM14 183V184H15ZM70 183V182H69ZM87 183V181H86ZM85 183V184H86ZM96 183V182H95ZM105 183V182H104ZM175 183H174V186L173 188L175 189V196H176V187L175 186ZM179 183V184H178ZM188 183V182H186ZM191 182H189L190 184ZM29 184V183H27ZM26 182H25V185L27 186ZM71 184V183H70ZM82 185H80V188L78 187V183H77V187L79 189H82L83 187L87 186L88 183L84 186V182L83 183H80ZM92 184V183H91ZM98 184V183H96ZM103 184V183H102ZM102 184L100 182V184L98 185H101V188H105V187H102ZM185 184V183H183ZM181 184V185H183ZM13 185V184H11ZM22 186L23 183L21 184ZM68 185V184H67ZM75 185V184H73ZM104 185V184H103ZM166 185H169V184H166ZM194 185L193 183L191 184V186ZM15 186V185H13ZM13 186H11L10 188H12ZM25 186V187H26ZM70 186V185H69ZM72 186V185H71ZM90 184L87 186L89 187ZM93 187V185H91ZM171 186V185H170ZM191 186H188L187 187H184L182 189L178 188V191H183V190H186L188 187L191 188ZM19 186H15V189H19L18 188ZM21 187V186H20ZM25 187L23 189H25ZM38 187V186H37ZM43 187V186H42ZM49 187V186H48ZM58 187V186H57ZM66 187V186H65ZM73 187V186H72ZM74 188V189H77ZM86 187V188H87ZM92 187L89 188V190H93ZM176 187V188H175ZM180 187V185H179ZM29 189V187L27 186L26 189ZM39 188V187H38ZM67 188V187H66ZM85 188V189H86ZM96 188V187H95ZM100 188V187H99ZM166 188V186H165ZM164 188V189H165ZM169 188V187H168ZM167 188V189H168ZM172 187H170L169 189H173ZM186 188V189H185ZM22 189V191H23ZM31 189V187H30ZM42 189V188H41ZM40 189V190H41ZM54 189V188H53ZM65 189V188H64ZM114 190V188H112ZM168 189V192L171 194L172 191L174 190H169ZM189 189V188H188ZM8 190H11V189H8ZM37 190V188H36ZM43 190V189H42ZM50 190V189H49ZM84 190V189H83ZM88 188L86 189L87 192H89ZM105 190V189H104ZM107 190V189H106ZM105 190V191H106ZM108 190H110L108 188ZM117 190V189H116ZM12 191V190H11ZM26 190H24L25 192ZM79 191V190H78ZM95 191V190H94ZM166 191V189H165ZM21 191H19L18 194H23L24 193H20ZM73 192V191H72ZM80 192V191H79ZM91 192V191H90ZM108 192V191H107ZM110 192V191H109ZM167 192V193H168ZM187 192V190L185 191ZM184 192V193H185ZM189 192V191H188ZM206 192V191H205ZM39 193V192H38ZM54 193V192H53ZM67 193V191H66ZM74 193V192H73ZM82 193V192H81ZM104 193V191H103ZM112 193H118L119 192H112ZM166 193V194H167ZM172 193V195L174 194ZM190 193H193L190 191ZM34 194V193H33ZM48 194V192H47ZM52 194V192H51ZM69 194V192H68ZM76 194V193H75ZM74 194V195H75ZM87 194V193H86ZM95 194V193H94ZM111 194V193H110ZM109 194V195H110ZM170 194L168 195L169 197H173V196H170ZM179 194V193H177ZM188 194V193H187ZM186 194V195H187ZM250 194V193H249ZM248 194V196H249ZM30 195V193H29ZM41 195V193H40ZM90 195H93L92 192L91 194L89 193L88 196ZM107 195V194H106ZM108 195V197H110ZM117 195L115 197H117ZM193 195V194H192ZM191 195V196H192ZM44 196V195H43ZM67 196V195H65ZM69 196V195H68ZM79 196V194L77 195ZM96 196V195H94ZM101 196V195H100ZM113 196V194H112ZM111 196V202L112 198ZM120 196V195H118ZM164 196V195H163ZM167 196V197H168ZM180 196V195H179ZM199 196V195H198ZM21 197V196H20ZM31 197V195H30ZM38 197V196H37ZM53 197V196H52ZM83 197V196H82ZM91 197V196H90ZM107 196L106 198L109 199ZM166 197V198H167ZM168 197V198H169ZM185 197V196H184ZM19 198V197H18ZM27 198V197H26ZM32 198V197H31ZM51 198V197H50ZM56 198V197H55ZM55 198L53 199L55 201ZM62 198V197H61ZM79 198V197H78ZM95 198V197H93ZM92 197L90 198V200H93ZM165 198V197H164ZM176 198V197H174ZM249 198V197H248ZM49 199V198H48ZM63 199V198H62ZM65 199V198H64ZM83 199V198H82ZM98 199V198H97ZM101 199H102V196H101ZM119 199V197H118ZM121 199V198H120ZM169 199H173V198H169ZM177 199L179 200H183V198L181 199V197L179 198L178 195H177ZM187 199V198H186ZM3 200V199H2ZM1 200V201H2ZM33 200V199H32ZM38 200V199H37ZM50 200V199H49ZM75 200H78L77 198ZM100 200V198L98 199ZM109 200V201H110ZM116 200V199H115ZM166 200V199H165ZM176 200V199H175ZM188 200V199H187ZM190 200V199H189ZM188 200V201H189ZM245 200V199H244ZM17 201V200H16ZM30 201V199H29ZM28 201V203H29ZM60 201V200H59ZM63 201V200H61ZM60 201V202H61ZM170 201V200H169ZM168 201V202H169ZM186 201V200H185ZM35 202V201H34ZM57 202V201H56ZM60 202L58 204H60ZM80 202V201H79ZM83 202V201H82ZM164 202V201H163ZM176 202V201H174ZM213 202V203H212ZM245 202V201H243ZM264 202V201H263ZM17 203V202H16ZM25 203V202H24ZM23 203V204H24ZM32 203V202H31ZM29 203V204H31ZM44 203V201H43ZM87 203V202H85ZM85 203H83L85 205ZM100 203V201H99ZM107 203V201H106ZM116 203V201H115ZM162 203V201H161ZM172 202H169V203H165L164 204H169L170 206H173L171 205ZM181 203V202H179ZM178 203V204H179ZM188 203V202H187ZM190 203V202H189ZM7 204V203H6ZM5 204V205H6ZM42 204V203H41ZM55 204V202H54ZM53 204V205H54ZM57 204V203H56ZM62 204V203H61ZM94 205H96V202L93 203ZM98 204V203H97ZM111 205H113L112 203H110ZM110 204H106V205H110ZM148 204V203H147ZM150 204V203H149ZM32 205V204H31ZM67 205V204H66ZM82 205V203H81ZM87 205V204H86ZM184 205V204H182ZM245 205H251L250 203L249 204H245ZM25 206V205H24ZM23 206V207H24ZM42 206V205H41ZM45 206V205H44ZM58 206V205H57ZM99 206V205H98ZM154 206V205H153ZM158 206V205H157ZM168 206V205H167ZM169 206V207H170ZM178 206V205H176ZM175 205L173 206L176 207ZM205 207V206H202L201 209H202V212L205 213V208H207V212L210 211V206L208 207ZM263 206V205H262ZM31 207V206H30ZM59 207V206H58ZM86 207V206H85ZM148 207V206H147ZM155 207V206H154ZM153 207V208H154ZM187 207V206H186ZM189 207V205H188ZM200 207V206H199ZM258 207V206H257ZM22 207H20L21 209ZM25 208V207H24ZM43 208V206H42ZM46 208V207H45ZM95 208V206H94ZM149 208V207H148ZM160 208V207H159ZM163 208H165L163 206ZM173 208H172V212H173ZM182 208V207H181ZM19 209V208H18ZM27 210L28 207L26 208ZM25 209V211H26ZM35 209V208H34ZM48 209V208H47ZM45 209V210H47ZM79 209V208H78ZM139 209V207H138ZM142 209V207H141ZM161 209V208H160ZM177 209V208H176ZM187 209V208H186ZM262 209V208H260ZM32 210V208H31ZM37 210H39V208H37ZM74 210V209H73ZM97 210V205H96V209ZM137 210V209H135ZM154 209H152L153 211ZM163 210V209H161ZM17 211V210H16ZM15 211V212H16ZM34 210H32L33 212ZM36 211V210H35ZM41 211V210H40ZM56 211V210H54ZM58 211V210H57ZM120 211V210H119ZM131 211V210H130ZM186 211V210H185ZM37 212V211H36ZM42 212V211H41ZM40 212V213H41ZM146 212V211H145ZM149 212V211H148ZM166 212H167V207H166ZM219 212V211H218ZM229 212V211H228ZM264 212V211H263ZM28 213V212H27ZM31 213V211H30ZM39 213V212H37ZM130 213V212H129ZM164 213V212H163ZM180 213V211H179ZM184 213V211H183ZM34 214V213H33ZM36 214V213H35ZM34 214V215H35ZM46 214V213H45ZM148 214V213H147ZM170 214V213H169ZM263 214V213H262ZM37 215V214H36ZM43 215V214H42ZM51 215V214H49ZM116 215V214H115ZM150 215V214H148ZM155 217H156V214H154ZM166 215V214H165ZM176 215V214H175ZM183 215V214H182ZM181 215V216H182ZM196 215V214H195ZM221 215V213H220ZM232 215V214H231ZM234 215V213H233ZM12 216V215H11ZM10 216V217H11ZM26 216V214H25ZM40 217H42L41 215H39ZM48 216V215H47ZM53 216H55V214H53ZM131 216V215H130ZM128 215V219L130 220V217ZM137 216V215H136ZM157 216H160L159 214ZM162 216V215H161ZM177 216V215H176ZM197 216V215H196ZM235 216V215H234ZM251 217V221H250V224L251 226L250 227V231L252 232V237L254 239V243L260 247L261 249H264V238H261V234L260 232L264 231V218L262 219V215H259L257 214V212L255 213H249V215ZM27 217V216H26ZM30 217V216H29ZM28 217V218H29ZM45 217V216H44ZM52 217V216H51ZM59 217V216H58ZM118 217V216H117ZM140 217V215L138 216ZM143 217V216H141ZM155 217H153L155 219ZM170 217V216H169ZM173 217V216H172ZM175 217V216H174ZM179 217V216H178ZM236 217V216H235ZM24 217L20 218L23 220ZM38 218V217H37ZM43 218V217H42ZM114 218V217H112ZM157 218V217H156ZM160 217H158L159 219ZM162 218H165V217H162ZM182 218V217H180ZM199 218V217H198ZM205 218V217H203ZM228 218V217H227ZM17 219V218H16ZM31 219V218H30ZM41 219V218H40ZM50 219V218H49ZM52 219V218H51ZM61 219V217H60ZM111 219V218H110ZM115 220H117V218L115 217L114 218ZM132 219V218H131ZM161 219V218H160ZM167 219V218H166ZM171 219V218H170ZM184 219V218H183ZM202 218L200 217V220ZM207 219V218H205ZM27 220V219H24V221ZM48 220V218H47ZM113 220V219H111ZM115 220H113L112 222H114ZM134 220V219H133ZM141 220V218H140ZM162 220V219H161ZM169 220V219H168ZM195 220H197L195 218ZM199 220V221H200ZM225 220V219H224ZM12 221L13 220V217H12ZM16 221V220H15ZM15 221L13 222L15 224ZM32 222H34L33 219H31ZM43 221V220H42ZM97 221V220H96ZM138 222H140L139 220H137ZM136 221V222H137ZM143 221V219H142ZM165 222V219L163 220ZM167 221V220H166ZM178 222V218L176 220ZM192 221V220H191ZM202 221V220H201ZM200 221V222H201ZM18 222V221H17ZM29 222V221H27ZM36 222V221H35ZM91 221H89L90 223ZM111 222V225H113ZM121 222V221H120ZM125 226H129L127 228H129L130 230L133 228H135L134 225H131L128 224L126 225V221L124 219L123 221ZM155 222V221H154ZM153 222V223H154ZM158 222V221H157ZM163 222V223H164ZM172 222V220H171ZM189 221H187V224H188ZM196 222V221H195ZM230 222V221H229ZM26 223V222H25ZM24 223V224H25ZM31 223V222H29ZM40 223V221H39ZM47 223V222H46ZM51 223V222H50ZM152 223V221H151ZM150 223V224H151ZM161 223V221H160ZM170 223V222H169ZM173 223H175V221L173 220ZM172 223V224H173ZM244 223V222H243ZM44 224V223H43ZM105 224L107 225V223L105 222ZM104 224V225H105ZM145 224V222H144ZM181 223H176L175 225H170V229H167L169 230L168 231V235L167 233L165 234V238H163V240L161 238H159L161 241V247L163 246H168L170 248L173 249L174 248H177L178 247V242H179V239H181V237L184 236L185 233H182V229H181ZM242 224V223H241ZM12 225V224H11ZM16 225V224H15ZM31 225V224H30ZM91 225V224H90ZM97 226L99 225L98 222L96 224ZM110 225V224H109ZM114 225H115V222H114ZM124 225H120L118 224L117 226V229H124L125 226ZM146 225V224H145ZM162 226H164L163 224H161ZM160 225V226H161ZM165 225H168V224H165ZM168 225V226H169ZM191 224H189L190 226ZM14 225H12L13 227ZM36 226V225H35ZM41 226V225H40ZM43 226V225H42ZM100 226V225H99ZM103 226V225H101ZM115 226V227H116ZM119 226H122V227H119ZM156 226V225H155ZM192 226V225H191ZM23 228V226H21ZM27 227V225L25 226ZM108 227V225H107ZM112 227V226H111ZM114 227V226H113ZM131 227V228H130ZM148 227V226H147ZM153 227V225H152ZM54 228V227H53ZM58 228V226H57ZM55 228V229H57ZM96 228V226H95ZM102 228V227H101ZM163 228V227H162ZM221 228V227H220ZM219 228V229H220ZM224 228V227H223ZM16 228H14V230H16ZM19 229H21L19 227ZM30 229V228H29ZM39 229V228H38ZM42 229V228H41ZM45 229V228H44ZM48 229V227H47ZM97 229V228H96ZM100 229V228H98ZM113 229V228H112ZM128 229V230H129ZM135 229H139L138 225L136 226ZM142 229V228H141ZM144 229V228H143ZM152 229V228H151ZM159 229V228H158ZM188 229V228H187ZM186 229V230H187ZM192 229V227H191ZM13 230V228H12ZM26 229H24L25 231ZM50 230V229H49ZM47 230V231H49ZM95 230V229H94ZM102 230V229H101ZM100 230V231H101ZM104 230H105V227H104ZM116 230V229H115ZM128 230L126 229L125 232ZM133 230V229H132ZM129 231L130 233L132 232ZM154 230V229H153ZM152 230V231H153ZM166 230V229H165ZM166 230V231H167ZM185 230V231H186ZM196 230L197 229V226H196ZM225 230V229H223ZM249 230V229H248ZM18 231V229H17ZM16 231V232H17ZM57 231V230H55ZM93 231V229L91 230ZM91 231H88L91 233ZM96 231V230H95ZM99 231V233H100ZM107 231V229L105 230ZM109 231V230H108ZM113 231V230H112ZM118 231V230H117ZM122 231V230H121ZM134 231V230H133ZM146 231V230H145ZM151 231V230H150ZM160 231H162L160 229ZM187 231H190V230H187ZM186 231V232H187ZM194 231H195V228H194ZM192 231V232H194ZM220 231V230H219ZM22 232V230L20 231ZM51 232V231H50ZM61 232V231H60ZM94 232V231H93ZM92 232V233H93ZM104 232V231H103ZM115 232V231H114ZM114 232H111L112 234H114ZM119 232V231H118ZM135 232V231H134ZM139 232L136 231V234ZM144 232V231H143ZM191 232V231H190ZM189 232V233H190ZM199 232V231H198ZM18 234H20L19 232H17ZM44 234V232L41 230L38 231V230H33V228L31 230H28L26 231L25 234L29 235V237L32 239V241L34 240L35 242V250H36V253L35 255L38 256V261L41 260L42 262H44L45 264H69L70 260L68 258V255L66 256V254L62 253V250L60 253L57 252V254H54L55 252H53V255H47L49 253H47L45 255L44 253V243L45 241H43L39 234ZM63 233V232H62ZM91 233V234H92ZM106 233V232H104ZM121 233V232H119ZM124 233V231L122 232ZM147 233V232H146ZM155 233V232H154ZM161 233V232H160ZM196 233V232H195ZM247 233V232H246ZM16 234V236L18 235ZM23 234V233H22ZM49 234V233H48ZM94 234V233H93ZM96 234V232H95ZM101 234V235H100ZM100 234H97L100 235V236H104L105 234L103 233H100ZM108 234H110L108 232ZM111 234V236H112ZM116 234V233H115ZM114 234V235H115ZM128 234V233H127ZM141 234L143 235L144 233L141 232ZM163 234V232L161 233ZM191 234V233H190ZM243 234V233H242ZM245 234V233H244ZM248 234V233H247ZM46 235V233L44 234ZM43 235V236H44ZM51 235V234H49ZM60 236V234H58ZM89 235V237H87ZM88 235H85L83 238L84 240L85 239H88L87 241L85 240V244L87 245L88 241H92L94 240L93 242L95 243V239L96 237H94L93 235L91 236L89 233ZM118 235V233H117ZM130 235V234H129ZM134 235V234H133ZM238 235V234H237ZM21 236V235H20ZM24 236V235H22ZM21 236V237H22ZM42 236V235H41ZM48 236V235H47ZM52 236V235H51ZM107 236V234L105 235ZM104 236V238H105ZM111 236H110V240H111ZM119 236V235H118ZM120 238H122L124 235L120 234ZM132 236V234H131ZM135 236H139V235H135ZM145 236V235H143ZM163 236V235H162ZM188 236V235H187ZM192 236V235H191ZM198 236H199V233H198ZM20 237V238H21ZM93 237V239L91 238ZM126 235L124 236V240L127 239ZM239 237V236H238ZM264 237V236H262ZM13 238H16V237H13ZM19 238V237H18ZM45 238V236H44ZM61 238V237H60ZM75 238V237H74ZM82 238V237H81ZM80 238V239H81ZM83 238L81 240H83ZM95 238V239H94ZM101 238V237H100ZM107 238V237H106ZM116 240H118V237L115 238L112 237ZM130 238V236H129ZM133 238V236H132ZM131 238V239H132ZM135 238V237H134ZM143 238V237H142ZM27 239V238H26ZM30 239V240H31ZM92 239V240H91ZM102 239V238H101ZM100 239V241H101ZM138 239V238H137ZM15 239H13L14 241ZM18 240V239H17ZM21 240V239H19ZM18 240V241H19ZM60 240V239H59ZM68 240V239H67ZM73 240V239H72ZM75 240V239H74ZM240 241V239H238ZM17 241V242H18ZM62 241V239H61ZM89 241V242H90ZM98 241V240H97ZM96 241V242H97ZM99 241V242H100ZM107 241V240H106ZM105 241V242H106ZM113 241V240H112ZM111 241V242H112ZM123 241V240H122ZM120 240V243L122 242ZM126 241V240H125ZM123 241V242H125ZM244 241V239H243ZM16 241L13 242V244L15 243ZM28 242V241H27ZM31 242V241H30ZM52 242H55L53 246H55L56 244V241H52ZM60 242V241H59ZM63 242V241H62ZM66 242V240H65ZM75 242V241H73ZM72 242V243H73ZM77 242V241H76ZM87 242V243H86ZM92 242V244L94 245V243ZM129 242V241H128ZM133 242V241H132ZM184 242V241H183ZM32 243V242H31ZM61 243V242H60ZM79 243V242H78ZM91 243V242H90ZM209 243V242H208ZM222 243V242H221ZM242 243V242H241ZM16 244V243H15ZM19 245L20 242L18 243ZM17 244V245H18ZM46 244V243H45ZM58 244V243H57ZM69 244V243H68ZM98 244V242L92 247L93 249L90 251V252H95L97 250H100V248L98 249V247L96 246ZM113 244V243H112ZM116 243H114L115 245ZM118 244V243H117ZM130 244V243H128ZM246 244V243H245ZM15 245V246H17ZM19 245L17 247H19ZM28 245L29 244H25ZM76 245V244H75ZM74 245V246H75ZM82 245V244H81ZM89 245V243H88ZM100 245V243H99ZM102 245V244H101ZM119 245V244H118ZM120 244L119 246L115 245L114 248L117 246L119 249L122 247L124 249V245ZM132 245V243H131ZM181 245V244H180ZM189 245V244H188ZM14 246V245H13ZM23 245H21L22 247ZM30 246V245H29ZM60 245H58L59 247ZM107 246V244H106ZM110 246V245H109ZM130 246V245H129ZM183 246V245H182ZM222 246V245H221ZM220 246V247H221ZM241 246V244H240ZM243 246V244H242ZM26 247V248H27ZM32 247V246H31ZM34 247H33V250H34ZM51 247V246H50ZM69 247V246H68ZM68 247H65V248H68ZM82 247V246H81ZM86 247V246H85ZM90 246V248H92ZM94 247H97V248H94ZM104 249H105V246H102ZM112 247V246H111ZM167 247V248H168ZM190 247V246H189ZM245 245L242 247L244 248ZM24 247V249H26ZM53 248V247H52ZM56 248V247H55ZM103 248L101 249L103 251V253L105 254V252H107V250H103ZM108 248V247H107ZM126 248V247H125ZM218 248V247H217ZM251 248V247H250ZM250 248L248 250H246L247 248H245L246 251H249ZM47 249V248H46ZM50 249V248H49ZM64 249V248H62ZM73 249V248H71ZM82 249V248H81ZM86 249V248H85ZM88 249V248H87ZM109 249V248H108ZM127 249V248H126ZM131 249V248H130ZM162 249V248H161ZM159 249V250H161ZM165 249V248H164ZM169 249V248H168ZM192 249V248H191ZM258 249V248H257ZM260 249V250H261ZM34 250V251H35ZM90 250V249H88ZM100 250V251H101ZM122 250V249H121ZM158 250V248H157ZM156 250V251H157ZM158 250V251H159ZM167 250V249H166ZM177 250V249H176ZM174 250V251H176ZM255 250V248H254ZM249 251V254L250 252H255V251ZM53 251V250H52ZM65 251H69V250H65ZM71 251V250H70ZM124 251V250H122ZM121 251V252H122ZM126 251V250H125ZM147 251V250H146ZM155 251V252H156ZM171 251V250H170ZM173 251V252H174ZM259 251V250H257ZM17 252V251H14V253ZM32 252V251H31ZM72 252V251H71ZM85 252H87L85 250ZM92 252V253H93ZM113 252V251H112ZM153 252V251H152ZM162 252V251H161ZM186 252V250L184 251ZM13 253V255H14ZM19 253V252H17ZM73 253V252H72ZM77 253V252H76ZM80 253V252H79ZM98 253V252H95V254ZM101 252H99L100 254ZM108 253V252H107ZM110 253V252H109ZM108 253V254H109ZM115 253H117V251H115ZM125 253V252H124ZM123 253V255H124ZM134 253V252H133ZM141 253H144V255L147 253L149 254V252L147 251L145 253V251L141 252ZM157 253V252H156ZM163 253V252H162ZM176 253H179V252H176ZM210 253V252H209ZM251 253V254H252ZM259 253V252H258ZM51 254V253H50ZM84 254V253H83ZM86 254V253H85ZM90 254V253H89ZM107 254V256L109 257V255ZM122 254V253H121ZM120 254V255H121ZM127 254V253H125ZM151 254V253H150ZM155 254V253H154ZM153 254V255H154ZM159 255V253H157ZM164 254V253H163ZM162 254V255H163ZM248 254V252H247ZM254 254V253H253ZM252 254V255H253ZM32 255V254H31ZM33 255V257L35 256ZM70 255V254H69ZM74 255V254H73ZM77 257L79 254H76ZM112 255V253H111ZM114 255V254H113ZM122 255V256H123ZM130 255V254H128ZM143 255V256H144ZM161 255V254H160ZM161 255V257H162ZM180 255V253H179ZM183 256V254H181ZM180 255V256H181ZM16 256V255H14ZM85 256V255H84ZM105 256V255H104ZM106 256V258H107ZM117 256V255H116ZM127 256V255H126ZM168 256V255H167ZM167 256L166 259H167ZM171 256V255H170ZM188 256V255H187ZM197 256V255H196ZM32 257V258H33ZM80 257V256H79ZM91 257V256H89ZM114 256L111 257V260L113 259ZM141 257V256H140ZM150 258L152 257L153 259V256L151 255H147L145 256V258ZM160 257V258H161ZM208 257V256H207ZM218 257V256H217ZM76 258V257H75ZM93 258V256L91 257ZM104 258V257H103ZM110 258V257H109ZM127 258H130V257H127ZM125 258V259H127ZM156 258V257H155ZM170 258V257H169ZM173 258V257H172ZM200 258V257H199ZM202 258V257H201ZM204 258V257H203ZM244 258V257H243ZM246 258V257H245ZM36 260V258H34ZM74 259V258H73ZM72 259V260H73ZM99 259V258H98ZM105 259V258H104ZM115 259V258H114ZM113 259V263L117 260L114 261ZM119 259V258H117ZM134 259V258H133ZM139 259V256L138 258H136V260ZM159 259V258H158ZM183 259V258H182ZM215 259V258H214ZM251 259V257H250ZM249 259V260H250ZM33 260V259H32ZM31 260V261H32ZM76 260H81V258L77 259ZM85 260V259H84ZM101 260V259H100ZM99 260V261H100ZM105 260H109L108 258L105 259ZM110 260V261H111ZM155 261V259H153ZM164 260V259H163ZM174 260V259H172ZM217 260V259H216ZM22 261V260H21ZM30 261V262H31ZM74 261V260H73ZM88 261V264L91 263L90 260H87ZM109 261V262H110ZM120 261V260H119ZM126 261V260H125ZM128 261V260H127ZM142 261V260H141ZM141 261L139 262L141 264ZM166 261V260H165ZM170 261V260H169ZM187 261V260H186ZM205 261V260H204ZM203 261V262H204ZM223 261V260H222ZM257 261V260H256ZM16 262V261H15ZM34 262V260H33ZM37 262V261H35ZM34 262V263H35ZM78 262V261H77ZM96 262H97V259H96ZM118 262V261H117ZM123 262V261H122ZM132 262V261H131ZM130 262V263H131ZM151 260L149 259H145V262L144 264H150ZM153 262V261H152ZM156 262V261H155ZM155 262H153L155 264ZM160 262V260H159ZM163 262V261H162ZM168 262V261H167ZM38 263V262H37ZM43 263V264H44ZM86 263V262H85ZM95 263V262H94ZM100 262H98L97 264H99ZM103 263V261L101 262ZM121 263V261H120ZM136 263V262H135ZM134 263V264H135ZM138 263V261H137ZM158 263V262H157ZM156 263V264H157ZM216 263V262H215ZM81 264V263H80ZM104 264H107L106 262ZM115 264V263H114ZM119 264V263H117ZM122 264V263H121ZM128 264H129V261H128ZM143 264V262H142ZM163 264V263H162ZM181 264V263H180ZM183 264V263H182ZM185 264V263H184ZM187 264V263H186ZM206 264V263H205ZM217 264V263H216ZM227 264V263H226ZM249 264V262H248ZM252 264V263H251ZM258 264H264V258L262 259H259L258 261Z\"/></svg>", "mask_w": 264, "mask_h": 264}, {"label": "water", "instance_id": "obj_3", "mask_svg": "<svg viewBox=\"0 0 264 264\" xmlns=\"http://www.w3.org/2000/svg\"><path fill=\"white\" fill-rule=\"evenodd\" d=\"M0 1H3V0H0Z\"/></svg>", "mask_w": 264, "mask_h": 264}]
</instances>
